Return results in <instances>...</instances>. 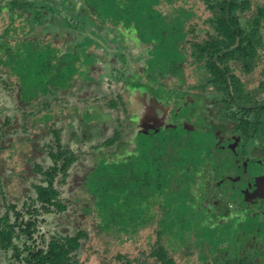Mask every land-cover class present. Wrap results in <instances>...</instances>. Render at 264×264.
Returning <instances> with one entry per match:
<instances>
[{
	"label": "rangeland",
	"instance_id": "rangeland-1",
	"mask_svg": "<svg viewBox=\"0 0 264 264\" xmlns=\"http://www.w3.org/2000/svg\"><path fill=\"white\" fill-rule=\"evenodd\" d=\"M28 2L36 5L31 7L27 4ZM83 3L82 0H0V19L3 16H8V20H13L14 24L30 21L34 12L39 9L43 10L47 15L44 23L33 25V29H29L26 35L42 40L45 45L50 43V46L61 47L58 57L64 58L61 55L74 52L77 49L82 52V56L76 62L75 72L77 73L71 76L75 80L69 85L65 86L64 84V87H50V91L47 93L42 94V78L45 68L39 67L41 59L45 62L47 56H38L37 59L35 57L31 59L30 56V65L37 61L40 63H37L38 66L35 70L28 69L27 72H24L26 81L23 83L24 85L20 84L23 86L22 98H20L21 87L17 84L19 80L16 74L18 73L16 72L13 78L4 73L6 80L16 83H12L14 86L11 85V88L15 89H12L10 97L7 98L11 105L10 112L12 111L13 116L22 118L16 120L17 123L11 124L10 138L16 139V141L21 139L32 148L36 147L33 152L36 154L32 158L31 155H26L23 152L17 154L15 165L18 164L19 168L16 172H8V177H3L0 174L3 186L0 188V219L6 215L7 211L10 223L17 222L19 224L29 219H37L38 230L35 231L32 238H27L25 233L20 232L19 225H17L13 240L16 246L23 250L22 256L27 251L24 250L26 245L35 250L38 248L47 249L53 236H74L77 230L83 228L88 231L89 238L82 239V246L76 251L78 264H161L155 253L159 244H162L164 249H170V256L176 264H224L227 257L233 259L234 255L238 257V255L247 253H251L250 258L254 263L264 264L262 243L255 247L241 245L244 248H240L236 244L224 250L219 248L216 252H209L210 238L205 234H199V238L196 237V240L191 238L187 243H183L180 239L171 241L172 237L168 236L158 238V221L163 211L160 203H156L152 207L151 212L156 214L155 217L147 225L136 229L137 231L134 229L131 231H101L96 221L93 220L94 214H83L81 205L85 199L93 201L91 194L84 186L85 178L100 160H117L124 155L132 154L137 150V144H142L144 141L148 144L157 143L160 132L154 130L156 133H152L151 136L140 133L136 135L141 129L145 130L150 126L162 127L165 126L164 124H173V121L176 125V119L171 121L175 114L172 103L168 104L167 108L154 100L155 97L150 89L141 86L135 88L140 83L148 84L152 88L155 87L156 82L158 86L157 75L159 74L157 72L163 74L168 72L166 67L170 62V56H155L148 59L151 57L147 54L149 45L142 44L136 39V36L132 37V33L122 23L118 25L121 30L115 29L118 27L102 26L98 22L97 14H91L90 7L86 5L84 7ZM235 3L238 5L235 15L238 18L239 26L245 34H250L254 28L257 29L255 38L261 39L257 57H252L251 63H255L253 71L241 72L246 69L239 63L236 64L234 58L230 60L232 69L229 71V76L234 75L237 81L242 82L249 96L250 101L242 103L234 102L232 98L235 96V85L232 81L236 78L230 77L229 91L225 93L223 89L208 82V79L211 80L214 75H211L210 70L207 71L205 67H199L201 62L196 61L193 56V51L196 52L194 42H202L209 38V34L219 35L215 29L217 15L208 8L207 3L204 0H162L156 6L169 19L180 14L179 7H184L190 13L184 26V30L188 34L185 41L181 43L187 54V61L183 62V73L160 78L165 87L177 89L184 86L185 97L188 98L186 104L198 100L197 105L183 117L182 121L195 123L196 129L199 131L195 134V143L206 150L210 149L215 152L216 156L217 154L227 156L234 153L227 150L219 151L215 143H225L226 145L232 142V134L240 136L242 134L244 138L243 133L234 130L235 121L230 118L234 111L241 115L244 107L259 109L256 115L252 111L247 117H254L253 121L261 122L257 126L258 131L262 126L264 127V0H237ZM42 5L46 7L43 8ZM215 12L222 13L220 9ZM20 14L26 17H18ZM256 21L259 22V27L255 26ZM10 24V22H6L4 28L0 29V75H3L1 62L7 57L9 48H12V41L17 39L10 33L12 28ZM107 24L114 25L112 22ZM17 32L21 33L22 31L19 29ZM123 32H125V36L121 35ZM141 32L146 33V30L141 29ZM219 38L221 39L223 36ZM234 47L232 46V48ZM235 56L246 55L245 52L238 50ZM68 62V59H61L59 64L63 68V64L66 65ZM146 64L145 73L150 77L146 75L144 80L138 73L145 75ZM8 65L13 70L12 66ZM221 65L224 66V63ZM181 77L185 80L184 85ZM1 82L0 79V85ZM4 86L10 87L7 83ZM160 95L168 100L164 91ZM35 96L37 98L30 101V104L23 103ZM113 101L115 105H111ZM134 110L139 114L138 125L132 117ZM177 111L179 112V108ZM85 113L89 116L92 114L91 123L82 120ZM198 116H202L203 121H197ZM128 117H132L133 121ZM117 129L121 130V139L113 144L106 143ZM206 130L216 132L217 142H215L216 137ZM235 131L238 133H234ZM250 139L246 140L242 146H247ZM240 140L242 141V138ZM2 141H0V146ZM13 143L14 141H12ZM250 144L247 149L251 151L248 152L251 159L242 154L241 147L236 149V157L229 158L232 169L228 168L227 174L234 173L233 178L237 180L242 175H246V178L256 179L264 173V151L262 157L255 158V152L252 151L254 149L250 147ZM59 151L71 152L77 156L76 161L69 166L68 175L64 177L62 172H58L54 181L55 187L60 192V198L68 205V208L63 212L54 210L32 216L28 210L39 208L36 185H46V182L42 181L45 176L37 167L41 165L43 171L48 170L55 162L52 154H57ZM257 160H262V162H257ZM213 171L216 172L217 169L207 173ZM243 179L235 184L238 193L231 187V183L219 187L218 181L214 191H216V195L221 194L224 197L222 203H225L226 206L219 213L211 205H208V210L211 216L219 219L220 216L230 211L236 215L237 208H239L250 219L249 226L253 227L256 217L257 221L260 220L259 228L262 229V235H264V199L260 195L256 200H253L251 188L248 189L251 182H249V178L248 180ZM212 182H216V180L214 179ZM221 195L219 196L220 200ZM219 197L216 196V201L219 200ZM231 198H234L232 201H240V205L232 206L231 203L225 201ZM9 206H14V208L10 209ZM18 211L22 213L23 220L17 219L16 212ZM255 237L257 238L256 234ZM204 238H207V242L200 247L202 243L199 245L198 239ZM254 242L259 243L258 240H254ZM245 247L250 251L245 250ZM24 263L15 257L14 248L9 251L0 248V264Z\"/></svg>",
	"mask_w": 264,
	"mask_h": 264
},
{
	"label": "trees",
	"instance_id": "trees-1",
	"mask_svg": "<svg viewBox=\"0 0 264 264\" xmlns=\"http://www.w3.org/2000/svg\"><path fill=\"white\" fill-rule=\"evenodd\" d=\"M82 1L84 2V7L85 5L90 7L91 14H97L98 22L102 26L118 27L115 29L121 30L118 25L122 23L132 33V37L136 36V39L142 44L149 45L150 48L147 49V54L151 57L148 59H152L155 56H170V62L168 67H166L168 72L165 74L157 72L159 74L157 75L158 86L156 82L154 84L155 87L152 88L148 84L140 83L135 88H140L139 86H141L142 88L150 89L155 97L154 100L167 108L169 107L168 104L172 103L175 114L171 121L176 119V125H174L173 121V124L170 123L171 125L164 124L165 126H158L157 128L150 126L136 133V135L140 133L151 136L152 133L154 134L156 133L155 131H158L160 136L157 137V143L148 144L144 141L142 144H137L136 152L124 155L117 160L102 159L94 166L87 174L84 182V186L91 194L93 201L85 199L81 205L83 214H94L93 220L96 221L101 231H131L132 229L138 230L140 227L150 223L156 215L151 212L152 207L156 203H160L163 209L162 216L158 221L159 230L157 235L160 239L168 236L172 237L171 241L180 239L183 243H187L189 239L196 240V237H200L199 234H205L206 237L210 238L208 242L210 246L209 252H216L219 248L224 250L236 244L240 248L258 246L261 240L259 241L257 238L260 237L264 240V235H262V229H259L261 223L260 220H258L259 222L257 221V217L254 219L253 227H251L248 224L250 219H248L247 215L238 214V216L234 215L232 217L222 215L218 219L215 216H211L208 210V205H211L219 213L226 206L225 203H222V198L224 197L220 194V200V195H216L217 193L214 191L217 188L218 181L220 183L218 184L219 187L231 183L233 189L237 191L235 184L237 181L244 180L243 175L237 180L233 178L234 173L227 174L232 169L229 158L237 156L236 149L232 148L230 143L226 145L225 143H215L219 151L227 150L234 153L227 156L217 154V156H220L218 158L215 152L210 149L206 150L195 143V134L199 132L195 123L182 120L197 105L198 100L186 104L188 98L185 97L184 86L172 89L165 87V84L161 83L160 77L175 76L183 73V62L187 61V54L184 52L181 43L185 41L188 34L184 30L187 16L190 14L188 10L184 7H179L180 14L169 19L162 10L156 8L162 0ZM204 1L207 3L208 8L217 15L215 29L223 38L220 39L219 35L209 34V38L204 39L202 42H194L193 45L196 47V52L193 51V56L196 61L201 62L199 67H205L207 71L210 70L211 75H214V78H211V80L209 78L208 82L228 93L230 77L236 78L234 75L229 76V71L232 69L230 60L234 58L236 64L239 63L241 67L250 71L254 67L252 66L253 63H251L252 57H257L261 39L255 38L257 29L255 30L254 28L250 35L245 34L244 30L239 26L238 18L235 15L238 7L235 3L237 0ZM27 4L31 7L36 5L32 2ZM42 7L46 6L42 5ZM218 9L222 11L221 14L215 12ZM34 13L30 21H22L21 24H14L13 20H8V16L0 19L4 21L3 24L6 22L11 23L10 33L12 36L17 37V39L12 41L13 46L9 48V53L2 62L6 64L5 66L9 70L12 69L8 64L12 66L14 75L16 72L18 73L16 74L19 80L18 85L26 81V73L24 74V72H27L28 69L30 71L35 70L38 66L37 63L41 62L39 67L45 68L43 70L45 73L42 72L43 94L49 92L50 87H64V84L65 86L69 85L75 80L71 76L77 73L75 72L77 69L76 62L82 56V52L77 49L74 52H67L61 55L64 58H60L58 53L61 51V47L50 46V43L45 45L42 40L27 37L28 30L33 29V25L44 23V19L47 16L40 9ZM23 16L25 15H18L20 18ZM108 22H112L114 25H108ZM255 26L259 27V22L256 21ZM19 29H21V33L17 32ZM141 29L146 30V33H142ZM121 35L125 36V32L121 33ZM232 46L235 47L232 48ZM238 50L245 52L246 56H235ZM30 56L31 59L32 57L37 59L38 56H47V58L45 62L41 59L40 62L37 61L35 64L33 62L30 65ZM61 59L69 60L68 64H63V68L59 64ZM221 63H224V66ZM146 69L147 64L144 73ZM138 74L144 80L145 76L149 75L146 73L145 75ZM181 80L184 85L185 80L182 77ZM232 82L235 85L233 101L241 103L250 101L244 84L237 81V78ZM163 91L167 95L168 100L160 95ZM36 97L32 98L35 99ZM111 105H115V102L113 101ZM178 108L179 112L177 111ZM252 111L256 115L259 109L244 107L241 115H238L235 111L230 115V118L235 121V130L245 128V131H243L245 141L251 137L250 133L251 135L258 133L257 126L261 124L260 121H253L254 117H247ZM138 115L136 110H134L132 117H134L137 125L139 122ZM92 117V114L89 116L85 113L82 120L86 123H91ZM132 117L128 118L133 121ZM186 119L190 120L189 118ZM197 121H203V117L198 116ZM203 131L205 130L203 129ZM206 131L216 137L215 142H217L218 135L216 132L214 130ZM121 137V130L117 129L114 131L112 138L106 143L113 144ZM243 147L245 148L246 146ZM243 152L244 154L246 153L245 151ZM52 157L55 162L48 170L43 171L41 165L37 167L43 172L45 177L42 181H45L46 185H36L39 208L28 210V213H31L32 216L38 215V213L53 212L54 210L63 212L68 208V205L60 198V192L55 187L54 181L58 172H62L64 177L68 175L69 166L76 161L77 156L71 152L59 151L57 154H52ZM215 168L217 169L216 172L207 173L215 170ZM228 168L230 169L228 170ZM214 179L216 182H212ZM216 196L219 197L220 202H218L219 200L216 201ZM232 199L234 198H231V201H227L232 202ZM239 203L241 202L239 201ZM9 208H14V206H9ZM16 215L17 219L21 218L23 220L20 211L16 212ZM17 225H19L20 232L25 233L27 238H32L35 231L38 230L37 219H29L19 224L17 222L10 223L7 211L0 223V247L5 251L14 248L15 257L24 261V264H78L79 260L77 259L76 251L81 248L82 239L87 240L89 238L88 231L80 228L74 236H53L47 249L38 248L35 250L26 245L24 250L26 249L27 251L22 256L23 250L17 247L13 240L16 235ZM254 240H258L259 243L256 244ZM206 242L207 238L198 239V244L202 243L200 247ZM245 250L250 251L246 247ZM169 251V248L168 250L164 249L163 245L159 244L155 253L157 260L161 261V264H176ZM251 256V253H247L238 255V257L234 255L233 259L227 257L224 264H257L250 258Z\"/></svg>",
	"mask_w": 264,
	"mask_h": 264
},
{
	"label": "crops",
	"instance_id": "crops-1",
	"mask_svg": "<svg viewBox=\"0 0 264 264\" xmlns=\"http://www.w3.org/2000/svg\"><path fill=\"white\" fill-rule=\"evenodd\" d=\"M3 28H4V24L0 23V29H3ZM5 65L6 64L4 62H1V68L3 70V75H0V79L2 80L1 85H0V93L2 95L0 97V141L1 140H3V141H2L1 146H0V174L3 177H8V175H7L8 172H12V171L16 172L17 169L19 168V167H17L18 164L15 165L16 160L18 158L17 154H19V152H23L26 155H28V154L31 155V158H32L36 154V153L33 154L36 147L32 148L31 146L28 145V143L26 141H21V139H19V141H16V139L12 140L10 138V136H11V131H10L11 130L10 129L11 124L17 123L16 120H18V119L21 120L22 118L15 117L12 115V113H11L12 111L10 112L11 105H10V102L8 101L7 98L10 97L12 89H15V88H11V85L14 86V84H12V83H15V82L14 81L9 82L8 80H6L4 73H6V75H9V77L11 76V78H13L14 74H13V70H9L8 68H6ZM252 66H254V67L250 71L246 70V71H241V72L249 73V72L253 71L255 68V65L253 64ZM5 83H7V85H9L10 87L4 86ZM19 87H21L20 98H22L21 94H22L23 86H21L19 84ZM33 99L34 98L29 99V100H25V102H23V103L24 104L26 103L28 105V103L30 104V101H32ZM25 113L26 112H24V114ZM24 130H25V128H24ZM11 140L14 141L13 144H12ZM1 176H0V188L3 187L1 184V180H2ZM9 186H11V184H9ZM2 218L0 219L1 222H2Z\"/></svg>",
	"mask_w": 264,
	"mask_h": 264
},
{
	"label": "flooded vegetation",
	"instance_id": "flooded-vegetation-1",
	"mask_svg": "<svg viewBox=\"0 0 264 264\" xmlns=\"http://www.w3.org/2000/svg\"><path fill=\"white\" fill-rule=\"evenodd\" d=\"M4 17V16H3ZM3 17L1 18V19H3ZM5 20V19H4ZM1 22V24H3V22L4 21H2V20H0ZM5 25V24H4ZM236 126V125H235ZM235 126H234V130H235ZM254 129V128H253ZM233 130V131H234ZM239 132H241V133H243V131H245V128H242V129H237ZM251 131H253L252 129H251ZM258 131V130H257ZM234 133H238V132H234ZM250 141H249V144H250V147H252L254 150H252L253 152H255V158H257V157H262V154H263V151H264V127L262 126V128L260 129V131H258V133H256V134H254V135H251V133H250ZM240 138H242V141L240 140ZM248 139V140H249ZM231 141L232 142H230V144H231V146H232V148H235V149H237L238 147H241V152H242V154L246 157V158H248V159H251L250 158V150L248 151V146H249V144L247 143V146L244 148L242 145H244V142H245V139L242 137V134H241V136L239 135V134H232V138H231ZM236 144H237V146H236ZM235 146V147H234ZM243 151H245L246 153L244 154V152ZM249 152V153H248ZM247 161H250V160H247ZM257 162H262V160H257ZM244 176V178L245 179H247L248 180V178H249V182H251L250 183V186L248 187V189H250L251 188V190H250V192H251V197H252V199L253 200H256L260 195H262V196H260L261 198H263L264 199V173L263 174H261L260 176H261V178H260V176H259V178H256V179H253V178H250V177H248V178H246V175H243ZM253 179V180H252ZM229 184V183H228ZM232 187V186H231ZM233 188V187H232ZM225 201H227V200H225ZM228 202V201H227ZM228 203H231L232 204V206L234 205V206H236V205H240L239 204V201H237V200H234V201H232V202H228ZM238 214H243V215H245L244 214V212L242 211V210H240L239 208H237V213H236V216H238ZM226 216H228V217H232V216H234L235 215V213L232 211V213H231V211L230 212H227L226 214H225ZM260 229V228H259ZM261 240V243H262V247H264V240L262 239V238H260L259 239V241ZM259 245V244H258Z\"/></svg>",
	"mask_w": 264,
	"mask_h": 264
}]
</instances>
